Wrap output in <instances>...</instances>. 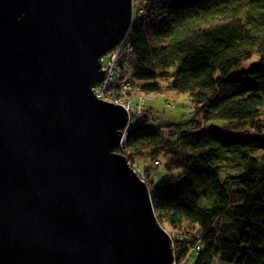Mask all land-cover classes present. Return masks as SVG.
Listing matches in <instances>:
<instances>
[{
    "label": "water",
    "instance_id": "obj_1",
    "mask_svg": "<svg viewBox=\"0 0 264 264\" xmlns=\"http://www.w3.org/2000/svg\"><path fill=\"white\" fill-rule=\"evenodd\" d=\"M134 0H0V264H172L148 187L95 97Z\"/></svg>",
    "mask_w": 264,
    "mask_h": 264
},
{
    "label": "trees",
    "instance_id": "obj_2",
    "mask_svg": "<svg viewBox=\"0 0 264 264\" xmlns=\"http://www.w3.org/2000/svg\"><path fill=\"white\" fill-rule=\"evenodd\" d=\"M134 2L125 43L137 91L188 94L195 121L182 133L132 117L115 152L150 163L142 171L158 222L175 231L174 260L264 264V0ZM155 162L169 177L152 183Z\"/></svg>",
    "mask_w": 264,
    "mask_h": 264
},
{
    "label": "rangeland",
    "instance_id": "obj_3",
    "mask_svg": "<svg viewBox=\"0 0 264 264\" xmlns=\"http://www.w3.org/2000/svg\"><path fill=\"white\" fill-rule=\"evenodd\" d=\"M134 5L135 2L133 1V8L135 7ZM256 61H257V56L254 55L252 59L242 64V66L239 69L233 70L231 74L247 69L248 67L256 63ZM130 93L131 95L129 96L128 101L130 102L131 106L137 103L138 98L142 102L140 113L137 114L136 117H140L141 114L146 115L147 117L146 127L148 129L160 128L161 130H165V131L172 130V131H179L182 133L191 131V127L193 126V122L195 121V118L192 114V104L188 94L176 93L171 89H169L168 87L164 88L161 94L146 95L138 91L137 92L131 91ZM223 124H224L223 121L214 120L208 122L207 126L221 127ZM129 162L133 164L137 173H139V171L141 172L143 178H144V174L142 170L144 165L151 166L148 161L143 162L137 158H134L132 161ZM155 164H157V162L154 163V166L152 165V167L154 168L149 173V181H151L152 183H157L169 177V174L165 171V169L162 166H159V164L158 165ZM142 180L145 181V178ZM161 226L168 233V235L172 240L175 231L172 230L167 225L161 224ZM199 233L200 232L198 231V229H196L193 232V235L197 237ZM171 249H172V243H171ZM189 252H187V254H189ZM195 256L196 254L194 253L192 254L191 257L189 256L190 258L188 257L189 259L185 257L180 261L174 260V256H173L172 264H189L194 260ZM213 264H222V263H219L218 261H214Z\"/></svg>",
    "mask_w": 264,
    "mask_h": 264
},
{
    "label": "built area",
    "instance_id": "obj_4",
    "mask_svg": "<svg viewBox=\"0 0 264 264\" xmlns=\"http://www.w3.org/2000/svg\"><path fill=\"white\" fill-rule=\"evenodd\" d=\"M130 47L125 43V39L107 52L99 59L101 70L104 72L102 82L92 89L93 94L99 100L114 105H119L129 116L128 125L132 119L140 113L142 102L138 98L135 105L131 106L128 101L132 92H137L135 82L132 79L127 59L130 56ZM123 68V69H122ZM127 129V128H126ZM126 133V130H125ZM132 170L142 180L141 172H136L132 163L128 162Z\"/></svg>",
    "mask_w": 264,
    "mask_h": 264
},
{
    "label": "bare ground",
    "instance_id": "obj_5",
    "mask_svg": "<svg viewBox=\"0 0 264 264\" xmlns=\"http://www.w3.org/2000/svg\"><path fill=\"white\" fill-rule=\"evenodd\" d=\"M126 39V38H125Z\"/></svg>",
    "mask_w": 264,
    "mask_h": 264
}]
</instances>
